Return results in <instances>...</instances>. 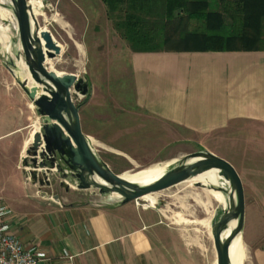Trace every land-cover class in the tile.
<instances>
[{"label":"crops","instance_id":"crops-1","mask_svg":"<svg viewBox=\"0 0 264 264\" xmlns=\"http://www.w3.org/2000/svg\"><path fill=\"white\" fill-rule=\"evenodd\" d=\"M131 67L144 133L204 138L241 123L264 127V52L131 53ZM31 108L14 83L0 81V198L25 247L46 264H206L150 210L40 194L21 167L37 133L28 132ZM256 260L264 264V245Z\"/></svg>","mask_w":264,"mask_h":264},{"label":"rangeland","instance_id":"rangeland-1","mask_svg":"<svg viewBox=\"0 0 264 264\" xmlns=\"http://www.w3.org/2000/svg\"><path fill=\"white\" fill-rule=\"evenodd\" d=\"M41 2L42 7L36 15L41 29L40 36L50 32L61 48L54 59H46L45 67L57 76H77L87 80L90 85L88 97L82 98L75 92L72 96L75 104L81 105L82 130L95 153L119 176L172 160L175 163L201 151H209L231 163L245 189L246 220L242 234L246 248L244 264H257L256 253L264 245V127L241 123L204 138L184 136L172 129H156L144 133L139 129L142 122L137 119L135 108L132 52L108 19L102 1ZM12 8L11 0H0V81L12 82L21 90L10 71L12 68H8L11 60L16 62L18 54L24 60ZM1 11L6 12L7 17H3ZM191 26L194 28L198 25L193 23ZM22 67L25 72L23 78L32 83L27 68L24 64ZM31 106L32 120L28 132L34 134L42 130L44 120L32 103ZM32 143L33 138L28 150ZM32 156L25 153L21 167L28 181L37 185L40 194L60 198L70 193L74 203L108 202L111 199L121 202L118 195L103 197L95 189L81 191L75 182L63 179L57 170L45 177L43 171L34 166ZM174 163L167 171L173 168ZM208 191V188L197 185L180 184L159 192L158 205L154 210L146 209L147 203L141 200L132 204L154 212L159 222L175 233L177 240L187 244L206 264H216L212 229L192 224L206 218L197 199H205ZM211 211L212 222L218 221L223 210L213 202Z\"/></svg>","mask_w":264,"mask_h":264},{"label":"water","instance_id":"water-1","mask_svg":"<svg viewBox=\"0 0 264 264\" xmlns=\"http://www.w3.org/2000/svg\"><path fill=\"white\" fill-rule=\"evenodd\" d=\"M11 3L24 60L18 54L16 62L11 60L8 68H12L10 71L17 84L44 120L42 130L33 136L32 146L27 151V155H33L34 166L42 170L45 177L57 170L63 179L75 182L81 191L95 189L103 197L118 195L122 199L121 206L191 181L205 168L222 171L224 182L221 184L228 183V188L197 186L230 196L229 209L223 211L218 221L212 222V237L217 253L216 264H232L230 249L236 237L243 234L246 220L245 189L235 167L209 151H201L176 161L171 170L148 186H137L123 180L95 153L83 133L81 105L75 104L72 93L88 97L89 83L73 75L57 76L45 67L47 58L52 60L61 52L60 46L50 32L40 36L41 29L28 0H11ZM21 64L27 68L32 83L23 78L25 72ZM32 176L37 178L36 174ZM55 199L59 200L58 197ZM235 221V230L223 238Z\"/></svg>","mask_w":264,"mask_h":264},{"label":"trees","instance_id":"trees-1","mask_svg":"<svg viewBox=\"0 0 264 264\" xmlns=\"http://www.w3.org/2000/svg\"><path fill=\"white\" fill-rule=\"evenodd\" d=\"M101 1L135 54L264 52V0Z\"/></svg>","mask_w":264,"mask_h":264},{"label":"bare ground","instance_id":"bare-ground-1","mask_svg":"<svg viewBox=\"0 0 264 264\" xmlns=\"http://www.w3.org/2000/svg\"><path fill=\"white\" fill-rule=\"evenodd\" d=\"M29 5L32 7L33 12H34V16L36 17L37 11L42 7L41 0H30ZM1 13H2L3 17H7L6 12L1 11ZM21 66H23V64H21ZM173 163H174V161L172 160V162H169L166 164L154 165V166H151V167L146 168V169H142V170L137 171V172L126 173V174L121 175V178L123 180H125L131 184L137 185V186H148V185L156 182L157 180H159L167 172L168 168ZM221 182H224V172L216 170V169L205 168V169H203L202 173L198 174L194 179H192L191 181L182 183V184L189 185V186L199 185V184L203 185V186L211 185L214 187L224 186L225 188L226 187L228 188V183H226L225 185H222ZM157 194L158 193L147 195V196L141 198L140 200L147 203V205H148V206H146L147 208L156 209V207L158 205ZM204 198L205 199L199 198L197 200H198L200 206L202 207L206 218L201 220V221L195 220L196 222H194L192 224H199V225H201L205 228H208L210 230V229H212L211 223L213 220L212 219L213 213L211 211L212 203L214 202V203L218 204L219 207L224 211V210L229 209L230 204H231V200H230L229 194H226V193H223L220 191H215V190H209L205 194ZM191 216H192V214H191ZM191 222H193V221H191ZM236 226H237V221L231 223L229 229L224 233L223 238L228 237L235 230ZM230 255H231L232 264H244L245 256H246V248H245V244H244L243 239H242V235L237 236L236 239L234 240V242L232 243V246L230 249Z\"/></svg>","mask_w":264,"mask_h":264},{"label":"built area","instance_id":"built-area-1","mask_svg":"<svg viewBox=\"0 0 264 264\" xmlns=\"http://www.w3.org/2000/svg\"><path fill=\"white\" fill-rule=\"evenodd\" d=\"M10 211L0 198V264H46V256L35 248H27L12 233Z\"/></svg>","mask_w":264,"mask_h":264}]
</instances>
